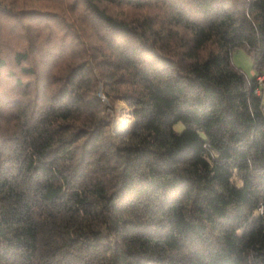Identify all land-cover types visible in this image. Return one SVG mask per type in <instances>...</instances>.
Returning a JSON list of instances; mask_svg holds the SVG:
<instances>
[{"label": "trees", "instance_id": "trees-1", "mask_svg": "<svg viewBox=\"0 0 264 264\" xmlns=\"http://www.w3.org/2000/svg\"><path fill=\"white\" fill-rule=\"evenodd\" d=\"M240 50L264 0H0V264H264Z\"/></svg>", "mask_w": 264, "mask_h": 264}, {"label": "rangeland", "instance_id": "rangeland-1", "mask_svg": "<svg viewBox=\"0 0 264 264\" xmlns=\"http://www.w3.org/2000/svg\"><path fill=\"white\" fill-rule=\"evenodd\" d=\"M234 63L242 68L245 73H247L250 77L256 76L258 83H260L261 87L264 85V73L254 75V70L252 68V59L249 55L240 50L234 53L233 56ZM261 93V90H259ZM116 119H115V127L116 130L126 132L131 127V116L129 115L128 108L125 103L119 101L115 107ZM178 129H182L183 125L178 124Z\"/></svg>", "mask_w": 264, "mask_h": 264}, {"label": "built area", "instance_id": "built-area-1", "mask_svg": "<svg viewBox=\"0 0 264 264\" xmlns=\"http://www.w3.org/2000/svg\"><path fill=\"white\" fill-rule=\"evenodd\" d=\"M258 92H259V90H258Z\"/></svg>", "mask_w": 264, "mask_h": 264}]
</instances>
